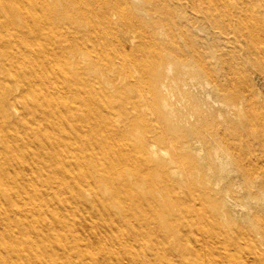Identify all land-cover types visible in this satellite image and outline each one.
<instances>
[{"label": "bare ground", "instance_id": "6f19581e", "mask_svg": "<svg viewBox=\"0 0 264 264\" xmlns=\"http://www.w3.org/2000/svg\"><path fill=\"white\" fill-rule=\"evenodd\" d=\"M212 9L220 12L219 0H0V264H103L92 250L105 241V261L121 264L128 259L123 239L152 242L144 228L155 216L172 223L171 201L155 176L170 190L185 181L200 193V181L214 198L205 164L187 151L194 137L216 147L209 168L216 163L222 173L232 159L244 181L260 178L264 188V169L226 150L236 120L203 110L199 94L210 85L232 113L248 99L251 116L261 114L241 92L232 55L206 45L203 20L216 17ZM175 89L191 98L184 109L169 102ZM164 146L168 159L157 153ZM133 176L149 188H133ZM120 193L143 212L138 235L121 227L128 209L118 204ZM93 195L108 196L114 212L100 217L105 230L92 220L91 232L78 233L85 221L72 208H85ZM244 235L254 254L245 263H264V227ZM183 251L199 264H222L210 245Z\"/></svg>", "mask_w": 264, "mask_h": 264}, {"label": "rangeland", "instance_id": "374dc122", "mask_svg": "<svg viewBox=\"0 0 264 264\" xmlns=\"http://www.w3.org/2000/svg\"><path fill=\"white\" fill-rule=\"evenodd\" d=\"M205 7L210 8L211 5L205 3ZM219 11L218 13L212 9L211 12L216 17L209 15L203 20L206 45L214 46L215 44L219 51L225 54V59L231 58L232 55L236 64L238 84H244L240 87L241 92L250 95L259 104L258 110L261 114L251 116L252 107L248 99L242 104V108L232 113L227 108L226 101L216 100L215 94L210 93V85L199 96L204 100L203 110L208 116L217 114L222 121L226 114H229L238 123V132L232 138L234 146L226 150L237 157H249L250 165L263 170L264 71L258 70L256 64L259 62L264 65V0H219ZM191 88L196 91V87ZM180 92L175 89L168 94L169 102L175 110L184 109L191 101V98L184 97ZM11 106L19 108L21 104L18 100H13ZM249 128L251 132H247ZM192 139L194 142L187 151L196 155L201 163L205 164L204 170L210 180L207 183L211 187L214 198L206 197L200 181L197 182V188L202 191L200 193L198 190L192 191L185 181L174 183L170 190L169 186L164 184L162 177L155 176L157 186L161 189L164 198L171 201L172 223L161 224L159 216L153 217L150 221L151 225L144 228L145 234L151 236L152 242H150L138 235L137 228L141 224L143 212L135 208L132 200L125 194L120 193L117 196L118 204L128 209V214L125 216L128 221L122 222L124 225L121 227L138 235L133 239H123L121 249L128 259L124 258L121 264L126 262L129 264H199L185 255L183 250L187 246H196L203 251L204 246L207 245L217 250L213 256L220 258L222 264H233L236 260L240 264H246L248 255L253 258L254 254L249 253V240L244 232L255 227L257 229L264 227V188L260 187L262 179H256L254 183L244 181L241 169L232 159L222 173L215 166L216 163L209 168L208 162L213 163L218 160L215 154L216 147L207 149L205 142L197 140L196 137ZM226 150H221V154H225ZM157 153L160 157L168 159L171 150L167 146L158 147ZM174 165L178 170L174 176L182 179L183 176L179 171L182 169L181 166ZM199 172L202 173V170H197L196 173L199 174ZM131 179L134 181L132 187L136 190L149 188L147 182L136 181L134 176ZM250 191L251 194H249ZM167 193L171 195L166 197ZM103 195L101 193V196ZM99 197L100 195L98 197L93 195L86 198L85 208L77 206L72 208L76 221H85V225H76L78 233L91 232L92 227L89 223L92 220L105 230L100 217L112 216L114 208L105 199L108 196H104V199ZM2 198L11 208L9 197L3 195ZM102 200H104L103 203ZM113 225L114 228L117 227L115 223ZM106 242L94 244L92 252L95 251L99 261H104L103 264H113L112 259L105 261V257L100 252V246ZM260 250L264 251L263 244L260 245ZM86 260L91 261L88 258ZM249 260V264H264L258 259L256 262Z\"/></svg>", "mask_w": 264, "mask_h": 264}]
</instances>
